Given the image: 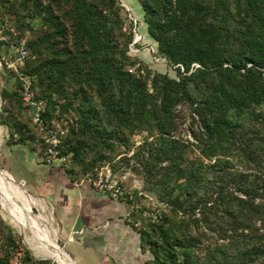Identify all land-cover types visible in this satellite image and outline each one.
<instances>
[{"label":"trees","instance_id":"obj_1","mask_svg":"<svg viewBox=\"0 0 264 264\" xmlns=\"http://www.w3.org/2000/svg\"><path fill=\"white\" fill-rule=\"evenodd\" d=\"M139 2L150 44L177 77L152 74L143 63L130 70L139 61L130 53L134 23L121 0H0V15H20L13 40L24 38L33 52L22 70L48 100V121L68 130L60 148L69 155L65 171L83 178L98 166L134 161L146 189L165 191L161 220L143 221L142 208L132 212L142 247L152 253L148 264H261L264 0ZM16 80L15 90L2 91L9 105L0 120L9 144L41 155L42 134ZM188 119L193 139L183 135ZM190 145L198 156L188 165ZM6 237L17 246L11 232ZM24 259L50 263L28 249ZM10 260V251L0 256V264Z\"/></svg>","mask_w":264,"mask_h":264},{"label":"crops","instance_id":"obj_2","mask_svg":"<svg viewBox=\"0 0 264 264\" xmlns=\"http://www.w3.org/2000/svg\"><path fill=\"white\" fill-rule=\"evenodd\" d=\"M121 2L141 21L138 29L141 27L145 42L152 43L139 0ZM139 56L150 61L147 50ZM6 131L2 125V132ZM16 147H22V155L14 159L30 174L29 190L49 203L59 238L75 249L77 256L70 253L72 257H93L97 264H111V260L114 264H148L151 253L143 249L139 229L132 221L138 203L134 196L110 197L95 189L88 179L72 177L63 166L44 163L38 152L28 153V146L7 145L9 157H14ZM19 176L25 183L28 181L23 172Z\"/></svg>","mask_w":264,"mask_h":264},{"label":"rangeland","instance_id":"obj_3","mask_svg":"<svg viewBox=\"0 0 264 264\" xmlns=\"http://www.w3.org/2000/svg\"><path fill=\"white\" fill-rule=\"evenodd\" d=\"M19 17H20L19 14H10V13H3L0 15V41L5 40L7 42V44L0 45V119H1V113L3 111L4 106L9 105V102L6 101L2 96L3 89L7 88L9 90H15L16 86H17V80H16L17 72H15V70H13V69L8 68L6 61H10V59H11V55L13 53L12 45L13 44H19V43L25 41L24 38H20L19 40H13V36L18 35L17 25L19 23ZM26 20H30V18L26 17ZM32 22L36 28L41 26V24H42V21L38 18L34 19ZM140 23H141V21H140ZM140 23L138 24V26L140 25ZM140 28L141 27H139V29H137V31L139 33H140ZM9 31L13 32L12 36L9 34ZM25 44H26V42H25ZM133 48H136V50H134ZM142 50H147L149 52L150 61L147 60L146 58L144 60L139 56V53H141ZM30 52L33 54L32 51H30ZM130 53L133 57L137 58L139 61V62H137V64L134 67L132 66L131 69H133V71H135L139 67H142L141 63H143V65L149 67L152 70V74H153V72H168L171 76L177 77V70L173 66H171L168 63V61H166L165 59L156 60L155 52L152 50L150 42L147 43V42H145V40H140V42H136L135 47H133L132 43H131L130 44ZM141 69H145V68L142 67ZM35 81H36V77H35ZM257 111L264 114V104L257 105ZM27 113H28V110H27ZM27 115H29V113ZM188 122H189V119L186 120V122L184 124L183 135H185V137H189L190 139H193L192 136L190 135V133L188 132V125H189ZM2 125L5 126L0 120V166L2 168L8 169L10 172H12L14 178L18 182L22 181L24 186L29 189L30 188V182H29L28 178H30V174L24 170V168L22 167L20 162H18L14 159V158H16L15 155H17V156L22 155V150H21L22 147H16L15 148L16 150L14 152L12 151V156H14L13 158L8 156L10 153L8 151L7 145H11L8 143L9 130L5 126L7 131H6V134L3 133L2 132ZM146 135H147V132H145V131L138 133V134H135L133 136V139H132L134 145H136V146L140 145L143 138ZM16 145H18V144H16ZM18 146H24V145H18ZM189 148L192 150V155L190 157L191 159L187 162L188 165H190L195 160V158L198 156L197 150L194 149V147L192 145H190ZM30 149L28 150V153L37 152L33 149H31V150ZM119 157L120 156H118L116 159L118 160ZM119 162H120V164H118L117 162H114L112 164L110 163V164H104V165L98 166L94 170L93 169L90 170L88 173H95L97 170H103L105 172V171H108V169H109V170H111V172L113 173L115 178L119 179L123 183V185L125 186L127 191L132 190V191H134L135 195H138L137 194L138 189H142V190L151 192L157 198L158 202H162L160 197L162 195H164L165 191L158 186L146 189L142 176L134 171V164H133L134 161H130V163H127L125 161H122V162L119 161ZM239 167H240V165H239ZM2 172L7 177L8 176L10 177V175L8 173H6L5 171H2ZM20 172H23L25 178H27L28 181H26V183H25V181H23L20 178V176H19ZM12 182L17 184L14 181H12ZM15 184H13V185L16 187L18 185H20L22 189L27 191L26 188H24V186L22 184H17V185H15ZM29 195L32 197H36L30 193H29ZM139 197L140 196H137L136 199L138 198L137 201L141 205L139 208H142V211H140V214L143 218V221H145L146 219L148 221L149 220L152 221L146 215V211L148 209H150L152 207V205L151 204L148 205L147 203H145V200H143V199L141 200V198H139ZM36 198H38V197H36ZM38 199H41V198H38ZM44 201L47 205L48 212L52 213V209H51L49 203L45 199H44ZM158 202H156V203H158ZM22 204H24V202H22ZM24 209L25 210H24L23 224H24L26 234L31 236V237L37 238L39 240H43V238H42V237H44V235L42 233L43 230L41 229V226L38 223V221L35 220V216H37V217L39 216V218H42V213H41L39 207L36 204L28 203V205L24 204ZM163 211H165L164 207H163ZM52 215H53V213H52ZM53 217H54V215H53ZM0 219H2V221H3V223L0 221V256H3L8 251H10L11 252V260H10L11 264H33L32 262L26 261L24 259L25 250L28 249L35 259L47 260L48 262H50L49 264H59L56 260H54L52 258H49L46 256H39L34 252V250L29 245L27 239L24 237L23 233H21V231L19 230V228L15 224L14 215H13L12 210L2 202L1 198H0ZM52 223L54 225H56L55 219L52 221ZM56 227H57V225H56ZM9 232L12 233L13 239L16 241V244H17L16 247H13V244H12V242H10V239H8L6 237V235ZM57 240H58V243L60 246H63L69 253L76 255V253L74 251L75 249L73 248V246L71 244L65 243V245H64L63 244L64 241L61 240L59 238V236L57 237ZM151 257H152V253H151ZM74 258L78 261L79 264H97L94 261L93 257H74ZM198 258L203 259V261H207L209 257H198ZM111 264H114L113 260H111ZM261 264H264V262Z\"/></svg>","mask_w":264,"mask_h":264},{"label":"built area","instance_id":"obj_4","mask_svg":"<svg viewBox=\"0 0 264 264\" xmlns=\"http://www.w3.org/2000/svg\"><path fill=\"white\" fill-rule=\"evenodd\" d=\"M122 4L130 12V9L124 3ZM129 16L134 23L135 37L132 46L135 47L136 42H140L143 37L136 29L138 23L137 18L131 12ZM151 48L155 52L156 60L162 59L160 56L156 55V49L153 45H151ZM12 49L13 53L11 59L10 61H6V64L8 68L17 72L18 78H20L22 82V100L27 106L28 113L33 123L38 127L42 134L44 150L40 155L41 160L48 165L59 164L60 166H63L64 163L69 160V155L63 153L60 148L68 130L65 127L64 122L58 120L48 121V100L37 95L35 89V77L28 75L22 70V67L30 58V51L27 48L25 41L19 44H13ZM133 49L136 50V48ZM198 66L197 63H194V67ZM130 70L133 71V69ZM83 178L88 179L98 191L116 199H127L132 196L136 199L137 196H140L139 198H141V200L143 199L145 200V203L152 205V207L146 211V215L152 221H158L164 216L163 207L166 206L164 202H158L157 198L151 192L142 189H138V195H135L132 190L127 191L123 183L115 178L109 169L105 172L103 170H97L95 173H87ZM140 206L141 205L138 202L135 204L134 209H137ZM136 226H139L138 223H136Z\"/></svg>","mask_w":264,"mask_h":264},{"label":"bare ground","instance_id":"obj_5","mask_svg":"<svg viewBox=\"0 0 264 264\" xmlns=\"http://www.w3.org/2000/svg\"><path fill=\"white\" fill-rule=\"evenodd\" d=\"M12 183L13 182L0 169V198L2 202L12 210L15 224L21 233H23L34 252L39 256L52 258L59 264H77L59 245L57 237L60 236V234L56 225L52 223L54 217L52 213L48 212L44 199L32 197L27 191L22 189L20 185L16 187L13 185L15 183ZM22 202L27 205L28 203H33L39 207L42 218L35 216V220L38 221L43 230V240L26 234L23 224L25 209Z\"/></svg>","mask_w":264,"mask_h":264},{"label":"water","instance_id":"obj_6","mask_svg":"<svg viewBox=\"0 0 264 264\" xmlns=\"http://www.w3.org/2000/svg\"><path fill=\"white\" fill-rule=\"evenodd\" d=\"M0 169L2 170V171H5L6 173H8L9 175H10V177L12 178V180L13 181H15L17 184H22L23 186H24V184L22 183V181H20V182H18L15 178H14V176L12 175V173L10 172V171H8V170H6V169H4V168H2L1 166H0ZM24 188H26V190L30 193V194H32V195H34V196H36V197H38V198H42V197H40V196H37V195H35L32 191H30L27 187H25L24 186ZM43 199V198H42ZM63 249H65L63 246H61ZM65 251L68 253V255L77 263V264H79L77 261H76V259L74 258V257H72V255L65 249Z\"/></svg>","mask_w":264,"mask_h":264}]
</instances>
